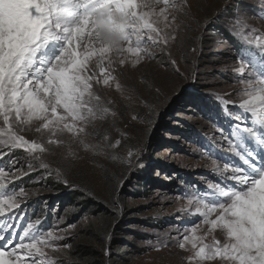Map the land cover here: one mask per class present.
I'll return each mask as SVG.
<instances>
[{
	"label": "snow or ice",
	"instance_id": "obj_1",
	"mask_svg": "<svg viewBox=\"0 0 264 264\" xmlns=\"http://www.w3.org/2000/svg\"><path fill=\"white\" fill-rule=\"evenodd\" d=\"M221 17L234 86L210 94L213 132L192 149L207 174L177 186L175 224L155 248L175 245L181 264H264V0H224L205 27ZM194 19L192 0H0V264H77L72 241L90 223L73 222L69 208L29 215L39 192L25 178L103 203L102 176L105 207L122 213L127 176L118 169L130 176L143 166L146 146L129 142L151 123L168 71L183 75L174 49L185 62L197 53ZM153 63L164 80L141 72V90L132 73ZM126 111L131 123L121 127Z\"/></svg>",
	"mask_w": 264,
	"mask_h": 264
},
{
	"label": "rangeland",
	"instance_id": "obj_2",
	"mask_svg": "<svg viewBox=\"0 0 264 264\" xmlns=\"http://www.w3.org/2000/svg\"><path fill=\"white\" fill-rule=\"evenodd\" d=\"M192 2L198 20L190 21L191 31L188 35L195 38L197 43L189 46H195L197 53H188L185 62V58L174 49L183 75L177 76L171 70L168 71L170 79L163 94L156 100L151 123L140 125L135 130V139L129 142L145 145L146 151L141 160L143 166L136 167L130 176L124 169H118L127 176L119 193L122 213L113 216L105 207L107 200L104 197L108 193L103 190L102 176L97 177L95 187L100 192L98 200H103V203L85 202L79 193L54 181H49L45 187L30 183L28 178L23 181L26 186L39 192L29 204V215L35 213L42 216L48 209L62 214L64 209L69 208L78 212L73 222L82 221L84 216L89 218L90 223H85L83 230H78L72 241V254L77 264H105L104 249L108 246L106 236L109 233L111 264H181L180 253L175 245L157 251L155 244L157 239H166L164 233L175 224L174 213L179 205L173 193L177 186L181 181L195 183L207 174L205 166L208 161L193 154L192 149L206 143L205 134H212V126L216 121L210 119L214 108L210 94L234 86L230 71L235 63L231 44L222 42L225 38L223 17L205 27L224 0ZM234 3L239 4L241 0H234ZM243 3L260 5L261 0H243ZM253 22L260 24V20L255 17ZM141 72L149 79L156 76L158 80H164V69L155 63L145 65L132 73L141 90ZM174 92H179V95H172ZM108 95L115 97L116 94L109 92ZM202 104L206 105L209 112L199 109L198 106ZM118 123L121 127L131 123L127 111ZM90 164L87 156L79 162L82 168H88ZM185 177L188 179H182ZM52 219L51 216L49 222Z\"/></svg>",
	"mask_w": 264,
	"mask_h": 264
},
{
	"label": "trees",
	"instance_id": "obj_3",
	"mask_svg": "<svg viewBox=\"0 0 264 264\" xmlns=\"http://www.w3.org/2000/svg\"><path fill=\"white\" fill-rule=\"evenodd\" d=\"M198 107H199V109L202 110V111H203V110H206L207 112H209V110L207 109V107H206L205 104L199 105ZM208 107H209V106H208ZM182 179L187 180L188 178L185 177V178H182ZM72 194H73V192H71L70 195H72ZM82 204H83L84 206H86V203L82 202ZM35 208H36V206H34V209H35ZM49 219H51V216H49Z\"/></svg>",
	"mask_w": 264,
	"mask_h": 264
}]
</instances>
